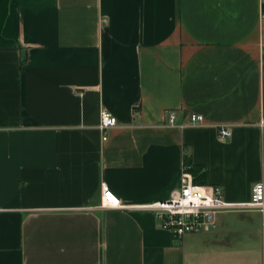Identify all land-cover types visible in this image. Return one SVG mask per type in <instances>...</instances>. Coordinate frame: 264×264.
<instances>
[{
  "label": "crops",
  "instance_id": "1",
  "mask_svg": "<svg viewBox=\"0 0 264 264\" xmlns=\"http://www.w3.org/2000/svg\"><path fill=\"white\" fill-rule=\"evenodd\" d=\"M263 115L264 0H0V264H264V211L174 238L145 208L184 167L248 201Z\"/></svg>",
  "mask_w": 264,
  "mask_h": 264
},
{
  "label": "built area",
  "instance_id": "2",
  "mask_svg": "<svg viewBox=\"0 0 264 264\" xmlns=\"http://www.w3.org/2000/svg\"><path fill=\"white\" fill-rule=\"evenodd\" d=\"M165 115L167 124L175 126L176 113L167 110ZM188 119L191 125L204 124L203 116L198 113H190ZM116 124V117L109 110L105 108L100 110L98 129L103 140ZM260 125L264 126V115L261 117ZM230 134L229 126H221L217 130L220 139H225ZM101 190L103 207L120 205L119 199L105 182H102ZM109 195L112 199H109ZM145 208L153 212L160 228L167 230L174 238H179L185 234L215 229L216 215L222 211L231 209L264 211V183L258 181L253 184L248 201L228 202L223 199L221 186L196 183L187 167H184L178 186L172 189L166 198L152 202Z\"/></svg>",
  "mask_w": 264,
  "mask_h": 264
},
{
  "label": "snow or ice",
  "instance_id": "3",
  "mask_svg": "<svg viewBox=\"0 0 264 264\" xmlns=\"http://www.w3.org/2000/svg\"><path fill=\"white\" fill-rule=\"evenodd\" d=\"M109 199H112L111 195H109Z\"/></svg>",
  "mask_w": 264,
  "mask_h": 264
}]
</instances>
